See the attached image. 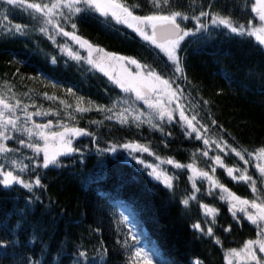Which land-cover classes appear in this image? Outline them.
Instances as JSON below:
<instances>
[{"label":"trees","instance_id":"1","mask_svg":"<svg viewBox=\"0 0 264 264\" xmlns=\"http://www.w3.org/2000/svg\"><path fill=\"white\" fill-rule=\"evenodd\" d=\"M43 2L50 6L54 0ZM124 2L140 5L136 15L156 11L149 0ZM172 4L174 10L187 15L207 10L231 13L240 24L255 22L254 0H172ZM62 10L71 15L69 9ZM30 12L0 0V17H8L0 20V99L15 107L13 118L21 126L19 131L9 130L13 140L4 141L6 147L18 151L0 155V163L15 175L17 170L11 166L15 159L28 165L20 173L21 179L41 181V186L31 191L21 185L0 186V264H137L133 258L136 248L147 253L139 264H150L148 255L155 264H194L195 260L226 264L231 249L238 251L248 240L258 239L256 226L247 219L239 224L233 221L219 188L208 194L207 179L195 181L200 190L197 199L185 206L182 201L194 191L189 169L164 164L174 177V186L168 189L148 175L145 165L152 159L158 161L157 155L185 166L191 163L249 200L254 198L250 185L234 181L227 168L240 169L236 176L250 174L264 188V177L253 171L254 163L245 164L248 152L253 155L264 148V45L254 36H238L222 27L209 25L196 32L194 21H182V26L194 30L177 52L183 60V78L174 74L166 55L125 25L106 21L94 12L72 16L71 20L57 14L65 31H75L103 53L135 58L151 65L163 78H172L173 88L179 86L183 93L176 101L189 119L196 116L200 122L193 124L209 140L205 145L195 139V133L185 135L179 112H174L173 122L160 120L131 93L123 92L108 74L86 59L76 60L62 51L66 37L45 23L40 14ZM72 21L77 24L75 30ZM16 24L25 28V34L6 35L8 26ZM41 28L48 32H41ZM80 107L89 111H77ZM25 109L49 114L33 115L26 121ZM121 115L127 116V123L120 122ZM137 115L144 123L133 119ZM149 119L161 125L164 134L149 125ZM49 121V128H83L89 134L77 136L72 144L75 151L60 156L59 166L44 168L39 156L21 146L18 139L25 144L41 142L24 129ZM131 142L148 147L153 155L122 147ZM233 148L242 151L245 160L236 156ZM204 151L208 156H203ZM215 156L221 157L223 167L215 164ZM201 204L217 209L215 225L211 216L205 217ZM197 222L204 232L214 227V235L193 229ZM229 225L230 233L223 230ZM217 238L220 244L215 242ZM81 251L86 258L79 257Z\"/></svg>","mask_w":264,"mask_h":264},{"label":"snow or ice","instance_id":"2","mask_svg":"<svg viewBox=\"0 0 264 264\" xmlns=\"http://www.w3.org/2000/svg\"><path fill=\"white\" fill-rule=\"evenodd\" d=\"M149 2L152 4L153 8L156 9V11L152 14L136 15L135 10L139 8L140 5L138 3H126L124 0H54V2H51L50 6L48 3H44L43 0H41L40 3H27V0H5V3L8 5L22 7L25 11L32 10V12L29 13L30 15L40 14L43 17L44 22L52 25L56 29L57 33H62L65 37H69L81 47L87 46L89 49V58L87 62L93 67L98 68L100 71H104V68L102 67L103 57L97 62L94 60V58H92V52L96 51L98 53H102L104 50L94 47V45L89 43L88 40L77 35L75 31H65L63 26L59 23V20L56 19L57 14L60 17H64L66 20H71L72 16L94 12L98 13L106 21L112 20L115 21L116 24H122L133 29V31L136 32L145 42L163 52L167 56V59L172 63L174 74H179L181 77H183L184 74V68L182 66L183 60L179 55H177V49L181 48V42L184 41L186 37L194 34L193 29L182 26V21H194L196 32L208 29L209 25L214 27H222L231 34L238 36H255L259 44L264 45V27H256L253 25L252 21H248L246 24H240L231 18V13L225 15L222 12L201 10L199 11L198 15L195 13L192 15H187L181 11L174 10L172 0H149ZM165 5H167V8H165ZM212 7H215V5H212ZM64 8L69 9L71 15L65 13L62 10ZM165 11L167 14H162ZM252 12L256 13V15L259 17V21L264 24V0H255V4L252 7ZM36 18L39 19V17ZM7 19V16L0 17V20ZM71 27L73 30L77 29V24L75 21H72ZM40 31L47 33L48 29L41 28ZM15 34H25V28L19 24H16L14 28L12 26H8L6 35L12 36ZM49 38L54 40L55 36H50ZM61 50L66 52L73 59H81L79 55L73 53L64 46L61 47ZM105 56L117 61H127L129 64L135 65L137 69L145 70V74L143 76L139 71H137L134 77L130 76V78L126 81L121 79H113L111 76L109 79H113V82L119 88H121L123 92H134L136 99L142 100L144 105H146L149 109L154 110L160 120L167 118L168 122H173V111L179 110L180 121L184 122L181 127L184 130L185 135L191 136L192 133H195V139L203 140L204 144L208 145L209 140L205 139L197 127L193 124V121H196L197 124L200 123L196 116H193L191 119H189L185 115L183 105L180 103L176 104L175 110H169L162 103L163 100H167V103L171 104L174 99L178 100L179 97L183 95V93L179 90V86L173 88L172 78H163L162 74H159L157 70L151 65L146 63L142 64L135 58L115 56V54L107 53ZM53 62H55V59H53ZM107 74L108 73L105 72V75ZM68 91L72 92L71 89H68ZM153 95L157 96L155 100H153ZM49 99L52 98L49 97ZM61 103H63V101ZM205 103H207V101H205ZM0 106H2V109H0V154H5L9 151H18V149H9L3 143V141H11L14 139V137L9 134V130H20L21 126L18 124L17 119L13 118L15 107L5 103L2 99H0ZM76 110L79 112L89 111L88 108L83 107L77 108ZM109 111H111V109H109ZM25 112L26 121H30L33 115L49 114L47 112L40 111L28 113L26 109ZM125 112H127V109H125ZM141 115H137L133 119L140 123H144V121L141 119ZM108 118L111 119V117ZM120 122L127 123V116L121 115ZM147 123L154 129H158L162 134H164V130L161 125L153 123L151 119L147 120ZM212 123L215 124L216 121L213 120ZM50 124L51 121H49L48 124H36L33 128L24 129L28 136H36L38 140H42L43 147H41L39 143L29 142L25 144V140L18 139V143L21 146H26L32 149V151L37 155L41 153L43 154L42 166L44 168L54 165L59 166V156L75 151V149L71 147L72 138L89 134L83 128L68 127H64L63 131L61 132H50L46 134L43 129L48 128ZM185 124L186 127L184 126ZM200 127L203 128L205 125L200 124ZM167 135H171V133H167ZM216 146L218 148L220 147L219 144ZM122 147L125 149H130L131 152H148L149 155H153L148 147L135 142L125 143L122 145ZM111 150L115 151V147H113ZM221 151H223V149H221ZM232 151L235 152L236 156L240 157L241 160H245V156L242 151H237L235 148H233ZM202 154L203 156H208L207 151H204ZM247 155L251 157L252 153L248 152ZM261 157H264V148L260 149L257 159ZM156 159L160 161V164L173 165L176 169H183L184 167H187L188 169L192 170L194 172V176H190L189 180L194 181L195 176H199L202 179H207L209 181V195H213L214 189L219 188L220 199L229 204V212L232 215L233 221L239 224L242 219H247V221L257 228L258 239L248 240L245 243L244 248L239 252L236 249H231L229 255L236 257L244 256L248 260L256 261V264H264V256L258 258L256 251L253 250L255 246H258L259 252L264 253V188L259 187L257 181L254 180L250 174L242 173L240 176H236L234 175L233 168L229 167L226 170L227 175L234 181H242L250 185L254 196V198L251 200L241 198L240 196L234 194L219 180L214 179L213 176H210L207 171H200L197 173L191 163L185 166L179 162H176L172 158L161 159V157L158 155L156 156ZM213 159L215 164L220 165V167L224 166L220 156H215ZM138 162L140 164H145V161L143 160H139ZM249 163V160H245V164ZM160 164H146V168L151 169L148 175L157 181H161L168 189H172L174 186V177L169 175L166 170H162L160 168ZM11 166L13 169L17 170L15 175L13 170H9L8 166L0 163V177H2L0 178V186L10 188L14 185H21L23 188L28 189L29 191H31L34 186H41V181L39 178L35 179L34 182L21 179L20 173H24L28 168V165H22L17 160L12 159ZM211 170L213 173L216 172L215 167H212ZM259 170L262 174H264V167H260ZM236 171H240V169H236ZM244 172L246 173L247 169H245ZM192 188L194 190L192 195L182 201L185 206L189 205L190 200L197 199L196 193L200 190L197 188L195 182H193ZM201 208L204 209L205 217H212L211 223L212 225H215L217 209L204 204H201ZM253 209L255 212L252 211ZM192 227L193 229L200 231L209 237L214 235V227L212 226L208 227L206 232H204L200 222L193 224ZM223 230L230 233L232 230L231 225L224 228ZM215 242L217 244L221 243L219 238H217ZM142 255L145 258L147 257V253H142L141 249L136 248L133 258L137 261V264H139V259ZM79 257L86 258V253L83 251L79 252ZM226 259H228V257H226ZM197 264H202V262L198 261ZM229 264H231L230 260Z\"/></svg>","mask_w":264,"mask_h":264},{"label":"rangeland","instance_id":"3","mask_svg":"<svg viewBox=\"0 0 264 264\" xmlns=\"http://www.w3.org/2000/svg\"><path fill=\"white\" fill-rule=\"evenodd\" d=\"M254 3H255V0H254ZM254 14H255V22L254 23L252 22L253 25H255L256 27H264V24H262V22L259 21V17L256 15V13H254ZM129 29L133 30L131 28H129ZM254 38H255V36H254ZM64 47L68 48L73 53L79 55L82 59L88 60V58H89V49L87 48V46L81 47L78 43L72 41L69 37H66V42L64 43ZM177 52H178V49H177ZM105 54H106V52L105 53H103V52L102 53H98L96 51H93L92 52V58H94V60L98 62L103 57L102 67L104 68V71H101V72L104 73V74H105V72L108 73L109 77L111 76V77H113V79H121V80H125L126 81V80H128L130 78V76L134 77L137 71H139L142 76L145 74V70L137 69L135 65H131L127 61H117V60L111 59L110 57L105 56ZM107 54H109V53H107ZM115 56H121V55L115 54ZM122 57H125V56H122ZM126 57H128V56H126ZM113 79H111V80L113 81ZM129 93H131L133 95V97L136 99V96H135L134 92H129ZM156 98H157V96L153 95V100H155ZM139 101L143 103L142 100H139ZM162 103L169 110H175L176 109L177 101L175 99L173 100V102L171 104H168L167 100H163ZM145 107H147V106L145 105ZM174 112L176 114V112H179V110L173 111V114H174ZM153 113H155L154 110H153ZM179 118H180V116H179ZM165 119L167 120V118H165ZM43 131L46 134H48L50 132H61V131H63V128L60 129V128H54V127L53 128H49L48 127V128L43 129ZM76 139H77V136L72 138V144H73V141H75ZM3 143H4V141H3ZM39 144L41 145V147H43V141L42 140H41V142H39ZM71 147H72V145H71ZM30 150L32 151V149H30ZM259 153H260V151L256 152L251 157H248V160L250 161V163L251 162L254 163V166H252V168L254 169L253 171H255L257 173V175L260 174L262 177H264V174H262L260 172V170H259L260 167H264V157H261V158L257 159V157L259 156ZM0 155H3V154H0ZM33 155L36 156L37 154L33 152ZM37 156H39V159H40L41 164H42L43 154L41 153V154H39ZM61 156H63V155H61ZM147 164L156 165V164H160V161L159 160L156 161L155 159H152ZM258 165H259V167H258ZM243 166H245V164H243ZM160 168L162 170H166L167 166L164 165V164H160ZM194 169L196 170L197 173L199 172L196 168H194ZM148 170L151 171V169H148ZM189 171H190V174H191L190 176H194V172L192 170H190V169H189ZM167 173H168V171H167ZM234 173L237 174V172L235 170H234ZM240 175L241 174H238V176H240ZM0 178H2V177H0ZM198 179L200 180L202 178H200L199 176H195L194 181L193 180H191V181L195 182ZM252 211L255 212L254 209ZM241 249H243V248H241ZM254 249L258 252L257 257L264 256V253H260L259 252L258 246H255ZM240 250H238V252ZM147 260H148V262L150 264H155L154 258L150 257L149 255H148V259ZM229 260L231 261V264H241V263L245 264V263H251L252 262V260H248L244 256H239V257L230 256L229 253H228V259H226V264H229ZM197 262H198V260H195L194 264H197Z\"/></svg>","mask_w":264,"mask_h":264}]
</instances>
